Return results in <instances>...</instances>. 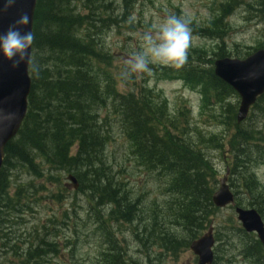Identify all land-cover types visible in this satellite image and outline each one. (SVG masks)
Segmentation results:
<instances>
[{
    "label": "trees",
    "instance_id": "16d2710c",
    "mask_svg": "<svg viewBox=\"0 0 264 264\" xmlns=\"http://www.w3.org/2000/svg\"><path fill=\"white\" fill-rule=\"evenodd\" d=\"M237 2L228 0V10ZM79 4L87 11L86 15L77 11ZM110 6L104 0L36 1L27 112L17 135L5 146L0 169V252L14 254L20 264H44L48 255L59 252L53 221L49 220L51 228L41 226L42 232L34 234L17 235L13 227H22L24 216L33 212L34 205L51 199L60 201L63 183L57 174L63 172L76 178L78 189L74 194L85 196L87 217L98 225L99 238L104 244L98 263L119 264L122 250L107 222L129 221L137 202L130 201L120 190L124 185L114 180L105 160L104 148L111 139L108 113L116 119L136 165L166 177V191L172 197L170 216L189 233L186 239L168 230L150 229L141 233L143 243L157 240L160 247L170 252L187 247L217 211L211 202L216 171L190 136L182 137L183 126L177 124L186 111L180 109L172 117L164 99L145 85L135 92L117 91L110 71L111 56L96 34H102L109 23L119 27L128 17L123 12L110 16L107 14ZM217 8L216 17L201 28L200 35L221 41L226 30L225 15L221 3H217ZM125 27L131 29L130 24ZM210 55L200 50L189 54L187 63L180 69L167 66L159 69L167 79L182 80L185 85L199 88L203 108L212 109L213 102L218 106L219 112L211 117L229 133L231 178L228 182L236 204L255 207L261 213L264 187L255 179L249 165L264 163V145L259 144L264 143V136L259 122L256 123L264 115V93L251 107L246 120L237 124V102L230 101L238 97L213 73V60L229 55L222 52ZM103 109L107 112L101 116ZM47 184L56 187L58 193L54 189L50 192ZM260 188L263 193L259 192ZM108 206L111 209L103 219ZM25 235L30 238L19 240ZM223 235L222 242H227L231 236L241 238L245 234L236 226ZM253 243L261 246L258 241Z\"/></svg>",
    "mask_w": 264,
    "mask_h": 264
},
{
    "label": "rangeland",
    "instance_id": "374dc122",
    "mask_svg": "<svg viewBox=\"0 0 264 264\" xmlns=\"http://www.w3.org/2000/svg\"><path fill=\"white\" fill-rule=\"evenodd\" d=\"M219 1L127 0L126 2L125 0H104L107 4L111 3L107 14L114 17L123 12L128 19L126 22H121L119 27L109 23L107 29L102 30V34H96V37L102 39L104 50L111 56L112 68L110 71L116 81V89L119 93L135 92L140 85H145L164 99L166 108L172 117H175L180 109L183 112L186 111L185 117L179 118L177 124L183 126L181 128L184 132L182 137L190 136L189 138L196 144L195 147L205 153L209 163L216 171L215 190L217 186L218 188L220 186L219 180L225 174L227 163L230 165L231 162V158L227 154L229 133L224 125L211 117L212 114L216 116V113L219 112L218 106L210 107L214 110H205L202 107L199 91L192 89L191 85H189L191 88L183 86L182 81L162 76V71L159 69L161 65H149L152 68L150 76L140 75L132 79H125L121 73L125 70L124 61L133 51L138 50L139 45L135 34L144 32L165 14L183 15L191 21L190 26L195 39L189 54L203 50L208 53V56L215 52H222L234 57L236 53L243 55L245 52L264 45V13L261 18H258L249 9V7H256L259 0H242L243 3L233 10L231 16L223 19L226 30L221 41L216 37L207 38L200 35L201 28L210 24V20L216 17ZM77 11L82 15L87 14L80 4ZM128 24L131 25V29L125 27ZM232 101L230 102H237L236 107H238L239 99L235 98ZM106 112L103 109L100 115L103 116ZM107 118L111 139L105 145L104 156L111 168L109 172L113 175L114 180L124 185V189L120 190L126 194L128 199L137 202L135 213L133 215L131 213L129 221L115 219L107 222L122 250L119 264H148L149 261L150 264H196V256L188 246L178 247L175 251L170 252L160 247L157 240L154 242L146 240L143 243L141 233L150 229L168 230L178 237L186 239L189 238V233H185L178 227L173 217L170 216L172 208L169 203L172 197L166 191V177L157 171H148L136 165L135 158L130 154L129 145L120 132L113 114L108 113ZM258 122L264 136V115L258 118L256 123ZM179 131L178 135H180ZM259 144L264 145V143ZM249 169L254 173L255 179L264 187V163L258 161L256 164L249 165ZM57 175L61 176L62 179L59 181L63 183V196L59 198L60 201L56 202L51 199L49 202H40L39 205H34L33 212L24 216L22 227H13L14 234L42 232L41 226L52 227V224L49 223L51 220L56 229L54 240L58 243L59 252L56 255H48L44 264H99V254L101 255L104 251V244L99 238L97 223L94 219L87 217V200L82 193L74 194L75 190L66 178L68 173L63 172ZM22 177L25 178V176ZM230 178L229 174V180ZM46 186L50 192H53L54 189V193H58L56 187L53 188L48 184ZM258 190L263 193V189ZM239 197L244 199L242 195ZM242 207L249 208L244 205ZM262 207L264 208V205ZM105 209L107 210L102 215L103 219L111 206ZM262 210L264 220V209ZM64 213L68 218L66 220ZM210 218L211 221L205 225L206 227L199 235L205 233L211 224L214 227V248L218 255L220 249H224L222 252H227V258L231 255L232 257L237 256L236 252L230 251H232L231 247L238 246V238L231 236L227 242H222L225 239L223 234L227 230L239 226L233 209L230 207L218 209ZM194 236L199 237L198 234ZM51 237L49 240H52ZM29 238L25 235L19 240ZM218 258L217 256L215 264H223L222 260ZM19 260L14 254L0 252V264H20Z\"/></svg>",
    "mask_w": 264,
    "mask_h": 264
},
{
    "label": "water",
    "instance_id": "95a60500",
    "mask_svg": "<svg viewBox=\"0 0 264 264\" xmlns=\"http://www.w3.org/2000/svg\"><path fill=\"white\" fill-rule=\"evenodd\" d=\"M37 0H17L14 7L0 14V31H4L22 13H27L29 24L25 29L32 32L33 14ZM31 52V50H30ZM30 53L25 64L11 68L9 62L0 58V109L3 113H14L15 119L0 124V168L4 158V148L12 140L21 126L27 110V97L30 92L28 76ZM214 74L228 84L240 98L237 110V122H242L258 96L264 92V50H258L247 58H223L214 61ZM226 175L219 181V188L212 197L216 207H224L233 203V194L226 183ZM73 188L77 184L73 177L68 178ZM235 214L241 227L247 233H256L259 241L264 244V224L254 209L236 207ZM214 244L212 229L193 241L189 248L197 256V264H211L213 260L211 248Z\"/></svg>",
    "mask_w": 264,
    "mask_h": 264
},
{
    "label": "clouds",
    "instance_id": "9594fccd",
    "mask_svg": "<svg viewBox=\"0 0 264 264\" xmlns=\"http://www.w3.org/2000/svg\"><path fill=\"white\" fill-rule=\"evenodd\" d=\"M17 0H0V14L14 7ZM29 24L27 13H22L4 31H0V58L9 62L16 69L27 62L34 43V34L25 30ZM191 21L176 14H165L150 28L135 34L138 50L133 51L124 61L125 79L140 75H151L149 65H161L174 69L182 68L188 60L189 50L195 37L192 33ZM15 119L14 113H3L0 109V124Z\"/></svg>",
    "mask_w": 264,
    "mask_h": 264
},
{
    "label": "flooded vegetation",
    "instance_id": "af4514ba",
    "mask_svg": "<svg viewBox=\"0 0 264 264\" xmlns=\"http://www.w3.org/2000/svg\"><path fill=\"white\" fill-rule=\"evenodd\" d=\"M255 241L253 235H249ZM247 241L244 238H241L239 240V244H241L239 247H231L230 252H236L237 256L229 257L227 258V252L223 253L222 250L220 249L222 255L220 256V259L222 260L223 264H264V245L257 247L255 243H252V246H249V241ZM246 243V246H243ZM230 248V247H229ZM217 260L216 252H214V261ZM215 264V263H213Z\"/></svg>",
    "mask_w": 264,
    "mask_h": 264
}]
</instances>
